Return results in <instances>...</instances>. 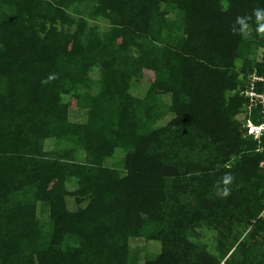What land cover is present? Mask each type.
<instances>
[{"label":"trees","instance_id":"trees-1","mask_svg":"<svg viewBox=\"0 0 264 264\" xmlns=\"http://www.w3.org/2000/svg\"><path fill=\"white\" fill-rule=\"evenodd\" d=\"M257 7L0 0V264H264V152L238 119L264 39L230 31Z\"/></svg>","mask_w":264,"mask_h":264},{"label":"built area","instance_id":"built-area-1","mask_svg":"<svg viewBox=\"0 0 264 264\" xmlns=\"http://www.w3.org/2000/svg\"><path fill=\"white\" fill-rule=\"evenodd\" d=\"M259 63L262 74L254 69L248 75L246 88L239 92L247 100V104L238 119L242 122L246 135L256 142L257 151L264 152V60ZM259 217L264 221V208Z\"/></svg>","mask_w":264,"mask_h":264},{"label":"clouds","instance_id":"clouds-1","mask_svg":"<svg viewBox=\"0 0 264 264\" xmlns=\"http://www.w3.org/2000/svg\"><path fill=\"white\" fill-rule=\"evenodd\" d=\"M253 19L257 36L264 39V8L260 7L254 8L251 15H237L230 28L231 33L241 38H247L251 27L250 21H253ZM56 78V74H49L41 83L48 84ZM234 181L235 177L232 173H225L214 186L216 195L222 199L228 197L231 194V186Z\"/></svg>","mask_w":264,"mask_h":264},{"label":"rangeland","instance_id":"rangeland-1","mask_svg":"<svg viewBox=\"0 0 264 264\" xmlns=\"http://www.w3.org/2000/svg\"><path fill=\"white\" fill-rule=\"evenodd\" d=\"M100 25V29L101 30H106L107 26L105 24H99ZM261 55V53L258 55V57ZM145 83L143 82H137V84H135V93L137 94V96L141 97L144 94L145 91ZM133 93V94H135ZM164 101H167L166 99H164ZM73 120L76 121H84V115L81 113H74L72 116ZM47 146L51 145V142H47L46 143ZM120 155V154H119ZM82 158H84L83 153L80 154L79 159L82 160ZM117 159V157H116ZM115 159V160H116ZM115 160H109L107 162L108 165L112 164L113 162H115ZM73 200L70 199L67 201L68 207L71 210H74V204H73ZM213 237L214 235L212 234H207V238L206 241L209 243V245H213L214 246V242H213ZM131 246L133 248L139 249L140 250V256H141V263L144 261V258H153L158 252H159V245L158 244H154V243H148L143 241L142 239H134L130 241Z\"/></svg>","mask_w":264,"mask_h":264}]
</instances>
